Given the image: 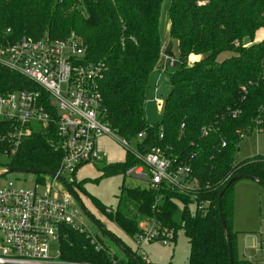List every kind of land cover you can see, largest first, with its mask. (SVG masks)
Segmentation results:
<instances>
[{
	"label": "trees",
	"instance_id": "trees-1",
	"mask_svg": "<svg viewBox=\"0 0 264 264\" xmlns=\"http://www.w3.org/2000/svg\"><path fill=\"white\" fill-rule=\"evenodd\" d=\"M166 1L168 35L177 43L180 68L166 72L170 91L159 122L151 127L144 109L150 76L161 67L159 28ZM261 31L264 0H0V43L13 44L21 37L65 39L74 34L85 49L87 62L101 66L98 91L103 121L115 137L142 152L160 147L169 160L190 167L199 186L196 200L164 186L159 190L122 186L113 215L92 200L128 238L136 237L137 220L142 218H154L175 234L182 232L189 246L188 264H228L217 197L238 175L264 182V156L240 162L235 159L242 139L255 131L264 133V40L254 42ZM190 55L200 56V60L189 64V57L197 60ZM23 90L37 88L0 66V96ZM5 131L0 125V136ZM142 133L143 139L138 140ZM55 142L52 125L38 129L22 140L8 164L0 167L56 173L62 153L55 150ZM123 147L126 161L103 169L105 177L119 171L125 174L137 165ZM234 183L221 197V214L233 264H251L238 256L237 234L232 229ZM158 198L161 201L155 207ZM201 202L208 205L199 211ZM98 242L104 250L95 251L85 235L65 230L60 258L91 264H135L122 250L118 256Z\"/></svg>",
	"mask_w": 264,
	"mask_h": 264
},
{
	"label": "built area",
	"instance_id": "built-area-1",
	"mask_svg": "<svg viewBox=\"0 0 264 264\" xmlns=\"http://www.w3.org/2000/svg\"><path fill=\"white\" fill-rule=\"evenodd\" d=\"M161 58L172 68V59L164 54ZM0 66L37 88L0 96V125L6 128L0 136V159H8L22 140L49 125L55 130V150L62 153L55 177L39 175L32 188H15L10 182L0 188V264H91L60 258V240L64 231L71 229L85 235L95 251L104 250L79 222L82 211L63 185L64 182L72 188V182H66L62 176H73L81 165L103 161L104 155L98 152L96 144L100 137L126 146L137 162L125 176L139 180L148 177L150 190L164 186L197 199L199 186L189 166L169 160L160 147L143 152L129 147L103 121L98 91L101 66L87 62L85 49L74 34L65 39L22 37L13 44L0 43ZM165 66L160 72L165 71ZM155 105L162 110L163 101L157 100ZM202 134L206 136L207 132L203 130ZM143 137V133L137 135L138 140ZM6 170L0 167V176ZM160 201H155V207ZM207 205L201 202L198 210ZM139 221V232L133 238L135 254L145 264H151L139 251L148 245L169 246L176 234L154 218ZM261 236L260 241L253 237L255 251L264 250V234Z\"/></svg>",
	"mask_w": 264,
	"mask_h": 264
},
{
	"label": "rangeland",
	"instance_id": "rangeland-1",
	"mask_svg": "<svg viewBox=\"0 0 264 264\" xmlns=\"http://www.w3.org/2000/svg\"><path fill=\"white\" fill-rule=\"evenodd\" d=\"M162 9V21L159 28L161 47L177 51L176 41L168 35L169 3L167 1L163 3ZM262 39L264 40V31L257 34L254 42ZM236 47L237 44L234 45V48ZM188 62L190 63L192 60L188 59ZM179 68L180 65L178 63L173 64L172 69L177 70ZM169 91L168 74L165 72H152L144 109L145 120L149 126L152 127L159 122L161 110L157 109L155 104L157 100L164 101ZM96 144L98 152L104 155L102 162L81 165L73 176L69 174H63L62 176L66 182L76 183V186L72 185L76 188V195L89 216L98 223L102 230L114 235L135 252L136 247L133 239L126 237L111 220L101 213L97 206L92 203V200H96L105 209L106 214L113 215L119 204L122 186L133 189L149 188L148 177L147 179L139 180L133 176H125L121 171L118 174L105 177L103 169L123 164L126 161L127 150L124 149L122 144L106 136L98 138ZM239 149V152L235 154L236 162L244 161L257 155L264 156V133L255 131L242 139ZM7 161L8 159L1 158L0 165H7ZM37 179L38 175L29 173H6L0 176V188L6 186L9 182L15 188H32ZM231 191L233 193L232 229L237 234L238 256L245 260H250L247 258L252 257L249 261L251 264H264V252L256 253L251 249L253 237L260 241L261 235L264 233V185L251 179L241 178L235 181ZM129 207L130 209L134 208L132 204ZM79 222L83 224L84 229L94 240L97 242L101 241L111 253L121 256L119 248L104 236L85 214H81ZM139 223L140 221L137 220V225ZM244 246H247V249ZM50 248V255L53 256V243L50 244ZM139 253H143L151 264H188L189 246L183 233L179 231L176 233L175 241L171 245H148L144 246Z\"/></svg>",
	"mask_w": 264,
	"mask_h": 264
},
{
	"label": "water",
	"instance_id": "water-1",
	"mask_svg": "<svg viewBox=\"0 0 264 264\" xmlns=\"http://www.w3.org/2000/svg\"><path fill=\"white\" fill-rule=\"evenodd\" d=\"M11 172H17V173H29V174H34V175H43V176H48V177H55L56 175L54 173L51 172H44V171H39V170H30V169H24V168H8L6 170V173H11ZM241 178H247V179H251L254 181L259 182L260 184L264 185V182L256 179L255 177L252 176H245V175H238L234 178H232L226 185V187L219 193L218 197H217V206H218V211H219V221H220V226L222 228V231L225 235L226 238V243H227V252H228V264H233V259H232V251H231V244H230V240L228 238L227 232H226V228H225V224H224V220H223V216L221 214V207H220V200L221 197L224 193V191L227 189V187L230 185L231 182L236 181L238 179ZM60 179V178H59ZM60 181H62L60 179ZM64 187L66 188V190L68 191V193L76 200L78 206L80 207L81 211L83 214H85L90 220L91 222L98 228V230L106 235L120 250H122V252L127 255L128 257H130L133 262L135 264H140L122 245L120 242L117 241L116 238H114L110 233L105 232L104 230H102V228L98 225V223L96 221H94L89 214L87 213V211L85 210L82 202L80 201V199L78 198V196L76 195V193L74 192V190H72V188L70 187V185L66 184L63 182Z\"/></svg>",
	"mask_w": 264,
	"mask_h": 264
},
{
	"label": "crops",
	"instance_id": "crops-1",
	"mask_svg": "<svg viewBox=\"0 0 264 264\" xmlns=\"http://www.w3.org/2000/svg\"><path fill=\"white\" fill-rule=\"evenodd\" d=\"M171 39H173V38H171ZM174 40V39H173ZM176 48H177V44H176ZM166 55V56H168L170 59H172L173 61H174V63H177V51H175V50H172V49H169V48H162L161 47V53H160V64H161V67H160V69H159V71H158V69L157 70H155L154 72H156V73H162V72H160V71H162V66L163 65H166L165 66V73L166 72H168V71H171V69L173 68V66H172V68H170V66H167V62H165L162 58H161V55ZM190 56H193V57H195V58H197V60H194V61H199L200 60V56H195V55H190ZM189 60H190V57L188 58ZM194 61H192V62H190L189 64H192V63H194ZM163 72V73H164ZM261 234V233H260ZM262 234H264V233H262ZM247 247V246H246ZM251 247V246H250ZM254 241H253V244H252V247H251V249H253L254 250ZM245 249H247V248H245ZM255 251V250H254ZM256 253H258V252H264L263 250H258V251H255Z\"/></svg>",
	"mask_w": 264,
	"mask_h": 264
},
{
	"label": "flooded vegetation",
	"instance_id": "flooded-vegetation-1",
	"mask_svg": "<svg viewBox=\"0 0 264 264\" xmlns=\"http://www.w3.org/2000/svg\"><path fill=\"white\" fill-rule=\"evenodd\" d=\"M72 190H73V187H72Z\"/></svg>",
	"mask_w": 264,
	"mask_h": 264
}]
</instances>
